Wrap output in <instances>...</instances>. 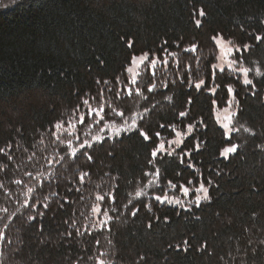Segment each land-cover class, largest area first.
Instances as JSON below:
<instances>
[{"label": "trees", "instance_id": "trees-1", "mask_svg": "<svg viewBox=\"0 0 264 264\" xmlns=\"http://www.w3.org/2000/svg\"><path fill=\"white\" fill-rule=\"evenodd\" d=\"M201 8L203 17L198 15ZM217 33L235 46L251 44L243 53L245 66L264 70V41L257 44L251 39L253 34L264 35V0H0V114H6L9 106L19 108L25 97L38 95L44 100L26 104L16 119L0 116V148L13 157L11 161L0 159V184L4 186L0 188V264H95L100 251L108 253L106 264H264V78L250 75L255 88L245 87L225 69L210 82V87L221 85L215 94L178 80L183 73L181 63L193 66V84L208 79L211 65L206 61L215 64L218 60L217 45L211 40ZM162 45L176 53L170 57L171 67L162 82H177L170 90L160 88L159 82L157 87L172 100L155 96L152 103L156 107L148 114L142 99H129L127 106L144 115L142 127L150 136L160 132L157 144L172 137L173 128L193 126L171 157H158L157 182L172 194L187 180L194 182L190 187H196L199 178L211 179V186L206 183L211 200L186 212L178 205L152 200L153 195L162 194L156 188L145 198L151 211L141 208L132 217L120 207L112 214L111 231L98 233L88 228L95 217L89 206L96 203V193L101 188L104 192L119 188L120 205L127 204L126 193L135 199L128 185L135 180L139 188L142 173L154 171L147 164L153 143L134 131L94 144L89 150L92 161L69 158L62 166L49 168L28 157L33 152L37 159L41 152L49 158L63 155L50 143L51 126L69 119L81 98L90 99L99 88L107 87L104 80L111 83L121 75L133 54L148 51L157 55ZM193 45L196 49L186 55L185 50ZM229 83L237 91L235 105L239 104L234 122L254 135L234 134L239 149L223 158L219 151L227 145L211 100L225 97L219 107L227 105ZM105 96L111 102L107 92ZM92 106H97L96 101ZM113 106L122 107L119 102ZM181 111L187 116L180 117ZM186 152L191 156H184L181 163L180 154ZM25 169L45 177L54 173L51 187L45 185L43 195L37 196L40 204L30 212L23 207L24 186L13 183L21 178L28 186L39 182V177L33 181L23 176ZM86 172L91 175L82 184L79 176ZM30 215L36 218L29 220ZM165 217L169 222H164Z\"/></svg>", "mask_w": 264, "mask_h": 264}, {"label": "snow or ice", "instance_id": "snow-or-ice-1", "mask_svg": "<svg viewBox=\"0 0 264 264\" xmlns=\"http://www.w3.org/2000/svg\"><path fill=\"white\" fill-rule=\"evenodd\" d=\"M195 7V5H193ZM198 15L203 17L205 15L203 9L201 8L198 11ZM196 25L201 24V20L197 19L195 21ZM251 39L255 43H260L264 41V35L253 34ZM211 40L214 41L215 45H220V51L225 58V64L227 69L230 70L232 74L235 75V81L242 84V86L248 87L251 86L255 88L254 80L250 78L251 76L264 78V70L261 66L249 65L245 66L246 57L243 56L244 52H247L252 45L243 44L242 46H236L234 48L225 49L223 44V34L217 33L211 37ZM134 43V42H133ZM167 42H165V45ZM132 43L128 44V47L131 48ZM196 45H193L191 49H186L185 54H190L191 51L196 49ZM159 54L152 55L150 52L145 51L142 54H133L128 61L127 66L123 69L121 75L115 76L112 78L110 83L108 80H104L103 84L107 87H101L95 95L89 98H81L80 102L75 106L71 115V119L60 120L55 122L51 128L48 130V135L51 138L50 143L54 145L55 151L57 153H63V155H53L51 158L45 157L43 152L39 153V159H37V153L33 152L31 156L28 157L30 162L40 164L43 161L49 168L54 165H63V163L71 158L73 161L79 159L80 157H86L88 161H92V156L89 153V150L93 148V145L96 143H103L106 139H116L122 134L138 132V134L143 137L145 141H151L153 143V149L150 152V158L147 160V164L151 165L154 171L142 173V178L139 188L135 180L128 185L134 192L135 199L129 198V194H125V199L128 201L127 204L120 205L117 199V193L119 188L116 191L104 192L101 188L94 197L96 203L90 205L91 212L95 214V217L92 219V222L88 225L89 229H94L98 233L110 232L111 224L113 222V213L119 211L120 207L125 208L132 217H136L141 208L151 211V204L145 202V198L148 196L149 192L154 191L156 188H160L158 184V179L160 177V169L156 167V162L158 157L167 155L171 157L177 148H180L182 141L172 140L167 142L160 141L157 144V139L160 137V132L155 133V137L150 136L147 131L142 127L144 122V115L140 113L132 112V109L127 106V101L131 100H143L142 107L144 108V113L148 114L155 109L156 105L152 103L155 96H164L169 101L172 100V97L166 96L165 92L161 91L160 88L169 89L172 84H175L177 81H171L168 83L162 82L167 79V69L171 67L170 57L176 56V53L168 52V48L164 45L160 46L158 49ZM231 57V58H228ZM195 60L196 58L193 57ZM207 64L211 65L206 75L208 79H198V82L192 83L193 78V66L191 64L185 66L183 63L179 64V68L183 70L182 75L178 76V80L185 85H190L194 87L197 91L207 90L212 94L216 93L217 88L221 87L220 84H216V87H210V82H215L219 78L220 73L225 72V64H213L211 60L206 61ZM143 68V72L141 69ZM200 69L197 67L195 73H199ZM147 76V82H144V76ZM123 77V78H122ZM242 78V79H241ZM158 82L160 83V88L157 87ZM97 85L101 84L100 80L96 81ZM108 93L112 100L109 102L105 93ZM236 96L237 91L232 87V84L227 85L226 96L227 95ZM252 95H255V92H252ZM92 101H96L97 106H92ZM119 102L122 107H114L113 105ZM225 102V97H216L211 100L212 105L220 106ZM229 107H225L223 111L228 113L223 117L224 122L221 127L223 129L221 135L223 137V142L228 146H223L222 150L219 151V156L223 158H229L230 155L237 153L239 149V144L234 143L235 139L234 134L243 132L251 133V129L245 128L243 125L237 126L236 118L239 116V111L235 113L230 112L231 101L228 102ZM188 104H191V97H189ZM151 105V108L148 106ZM237 109L239 108L238 101L236 102ZM83 108V110H82ZM180 117H186L187 112L181 111L179 113ZM118 118V119H117ZM73 120L75 123H73ZM181 123H183L181 121ZM87 127L89 129L88 133H83L81 129ZM164 127V125H161ZM69 128L72 131H69ZM96 129V134H92L91 130ZM187 130L189 133L193 132V126L188 125ZM175 131V128H173ZM254 135V133H251ZM175 136L180 137L181 132L175 131ZM43 144V140L40 141ZM175 147H172V146ZM172 148L169 151V148ZM197 151H199V144H197ZM47 151V148L44 149ZM0 153H4L3 157L0 159H7L11 161L13 157L5 152V149L0 148ZM184 156H191V152H186L180 154V162L183 163ZM3 171V169H0ZM7 174V173H6ZM54 173H50L48 177H45L43 173L33 174L32 171L25 169L23 176L30 178L33 181H36L39 177V182L35 186H28L23 178L16 179L13 183L17 186H24L21 188V195L23 199V207L27 211H31L33 208H36L40 201L37 199L38 195H43L44 187L47 184L48 187H51V178ZM91 173H84L79 176V182L84 183L85 178L89 177ZM150 176L157 177V180L148 179ZM111 179V177H109ZM147 180L145 184L144 181ZM192 180H187L185 183L179 185V189L182 192L184 198L192 197V199H180V198H170L167 193L160 188L162 194L153 195L152 200L160 202L161 204L167 203L169 205H178L184 211H191L193 205L199 208L201 202L208 201L210 202L211 198L209 195L210 187L212 185L211 179H205L203 177L198 179V186L190 187L193 185ZM207 185L209 186H206ZM169 184L173 189H177L178 185L169 181ZM3 184H0V188H3ZM26 188V192H25ZM47 199V197H44ZM83 199V197H80ZM47 207V205H44ZM5 213L7 209H2ZM86 215V214H82ZM35 216H29V220H34ZM159 220V217H156ZM198 219V217H197ZM164 222L167 223L168 218H164ZM75 225V221H73ZM148 227L151 228V220L149 221ZM76 232H79V229H76ZM93 235L91 231L88 233ZM72 235V233H69ZM93 239L97 246L102 247L101 241L93 235ZM188 243V241H185ZM108 253L105 251H100L97 258L95 259V264H106V257Z\"/></svg>", "mask_w": 264, "mask_h": 264}, {"label": "rangeland", "instance_id": "rangeland-1", "mask_svg": "<svg viewBox=\"0 0 264 264\" xmlns=\"http://www.w3.org/2000/svg\"><path fill=\"white\" fill-rule=\"evenodd\" d=\"M223 44H224L226 50L228 48H234V47H236L229 40H227L225 38L223 40ZM217 48H218V60H217V63H215V64H217V65L225 64V58H224L223 54L220 51V45H217ZM228 58H231V57H228ZM225 69H227V65L226 64H225ZM43 101L44 100H41V98L38 97V95L37 96L34 95L32 97L29 96V99L28 100H26V97H25V99H23V101L21 103H19V105H18L19 108L12 107V106L11 107L10 106L7 107L6 108V114H2V115L0 114L1 119L6 120L7 117H12L13 119H16V118H18L19 116H21L24 113V106H26V104H31V103L41 104ZM229 101H231V105H232L230 107V112L235 113L236 110H237V108H236V105H235L234 97L232 95H231V98H230ZM21 106H22V108H21ZM93 107H96V106H93ZM225 107H229V103L227 105H225V106H222V107H218V106L215 107V118H216V120H217V122L219 123L220 126L224 122L223 117L228 114V113H225L223 111V109ZM82 110H83V108H82ZM69 119H71V117ZM73 123H75L74 120H73ZM69 131H72V129L69 128ZM81 131L83 133H88L89 132V129L87 127H83L81 129ZM96 131H97L96 129H92L91 130V132H92L93 135L96 134ZM175 131H180L181 132V136L180 137H176L175 136V133H174V135L172 137H170V138H166L165 137V138H162L160 141L166 142V146H167V142L168 141H172V140L179 139V140H181L183 142V139L189 134L187 128L185 130L175 129ZM172 147H175V146L173 145ZM171 150H172V148L170 147L169 148V151H171ZM167 194L169 195L170 198L176 197V198H180V199H192V197L184 198L183 195H182V192L180 191V189L176 190L172 194H169V193H167Z\"/></svg>", "mask_w": 264, "mask_h": 264}]
</instances>
